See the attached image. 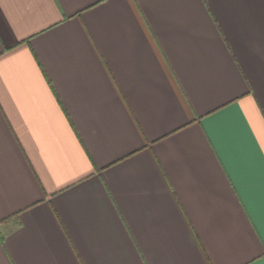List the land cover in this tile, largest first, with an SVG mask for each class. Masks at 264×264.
<instances>
[{
	"label": "crops",
	"instance_id": "obj_1",
	"mask_svg": "<svg viewBox=\"0 0 264 264\" xmlns=\"http://www.w3.org/2000/svg\"><path fill=\"white\" fill-rule=\"evenodd\" d=\"M264 0H0V264L264 260Z\"/></svg>",
	"mask_w": 264,
	"mask_h": 264
},
{
	"label": "snow or ice",
	"instance_id": "obj_2",
	"mask_svg": "<svg viewBox=\"0 0 264 264\" xmlns=\"http://www.w3.org/2000/svg\"><path fill=\"white\" fill-rule=\"evenodd\" d=\"M261 239H264V210L261 212V228H260ZM259 264H264V260L259 261Z\"/></svg>",
	"mask_w": 264,
	"mask_h": 264
}]
</instances>
